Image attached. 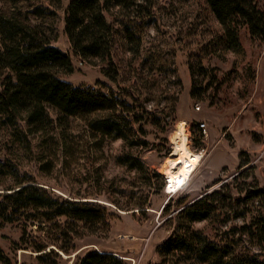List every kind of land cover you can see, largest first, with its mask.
I'll list each match as a JSON object with an SVG mask.
<instances>
[{
    "label": "rangeland",
    "instance_id": "1",
    "mask_svg": "<svg viewBox=\"0 0 264 264\" xmlns=\"http://www.w3.org/2000/svg\"><path fill=\"white\" fill-rule=\"evenodd\" d=\"M69 2L63 4L56 19L43 21L55 38L52 45L67 53L74 67L73 74H61L60 78L74 87L96 88L97 83H105L107 90L119 95L135 113H150L144 116L153 124H146L145 133L136 137L148 141L149 147L134 148L132 153L160 173L165 186L160 181L149 187L135 171L117 163L119 156L129 152L123 141L99 146L86 124L75 119L63 126L57 124L50 133L30 137L31 150L27 152L2 131L0 156L58 195L94 198L92 201L116 211L108 234H88L77 240L78 250L63 255L59 264H76L77 258L90 250L114 253L129 264H159L158 248L172 234L167 220L178 213L174 210L167 218L162 215L170 199L176 202L188 196L195 200L235 180L264 188V40L251 37L247 28H242L239 48L232 49L206 0H158L146 22L118 9L107 15L119 31L115 67L111 68L99 60L84 61L72 49L64 32ZM253 2L264 13V0ZM27 3L18 5L23 8ZM11 11L10 4L0 0V14ZM127 27L134 30L133 44L125 38ZM107 69L118 71L116 83L105 77L103 70ZM50 114L55 120L56 113L50 110ZM182 132L188 135L186 151L200 158L186 185L169 172V163L178 161L174 135ZM247 162L249 165L239 171L240 164ZM250 167H254L250 176L238 179ZM9 181V174L0 176L1 184ZM145 201L149 207L145 212L118 211L110 203L133 207ZM242 224V220L226 227L200 223L195 228L216 240L227 229ZM21 235L18 224L0 222V250L14 264H37L35 254L31 257L25 255L28 252L13 251Z\"/></svg>",
    "mask_w": 264,
    "mask_h": 264
},
{
    "label": "trees",
    "instance_id": "2",
    "mask_svg": "<svg viewBox=\"0 0 264 264\" xmlns=\"http://www.w3.org/2000/svg\"><path fill=\"white\" fill-rule=\"evenodd\" d=\"M1 1L10 4L12 11L0 14V132H7L9 140L27 152L31 150L30 137L50 133L57 124L63 126L70 119L80 120L97 145L124 142L129 152L117 158L120 166L135 171L149 187L163 182L160 173L150 170L132 153L134 148L149 147L148 141L136 137L145 133L146 124H153L144 116L150 113H135L119 95L107 90L105 83H97L96 88L74 87L60 78L61 74H73L74 67L70 56L52 45L55 38L53 33L48 34L50 29L43 21L56 19L67 0ZM34 1L36 4L30 5ZM157 1L70 0L65 9L64 32L81 59L99 60L114 68L119 31L107 15L118 9L146 22L153 16ZM21 2L28 5L21 8ZM206 2L224 28L232 49L239 48L242 28H247L251 37L264 40V13L253 0ZM134 34L132 27L125 29L130 44L135 42ZM103 73L111 82H117V70ZM192 96L195 97L194 89ZM50 110L56 113L55 120ZM247 165L248 162L241 163L239 171ZM253 170L250 167L241 172L238 179L250 176ZM6 174L10 181L0 183V222L21 227L22 235L13 244V251L28 252L25 255L31 257L35 254L37 264H59L63 255L78 250L77 240L88 234H108L117 217L112 207L92 201L94 198L56 194L0 156V176ZM110 203L118 211L149 209L146 201L133 207ZM174 210L178 213L167 220L172 234L158 248L159 264H264V188L235 180L195 200L188 196L176 202L170 199L162 215L167 218ZM238 220L243 221L241 226L227 229L216 240L195 228L200 223H221L226 227ZM0 262L14 264L1 250ZM76 264L129 263L114 253L90 250L78 257Z\"/></svg>",
    "mask_w": 264,
    "mask_h": 264
},
{
    "label": "bare ground",
    "instance_id": "3",
    "mask_svg": "<svg viewBox=\"0 0 264 264\" xmlns=\"http://www.w3.org/2000/svg\"><path fill=\"white\" fill-rule=\"evenodd\" d=\"M187 141V132L176 133L174 135L173 144L177 149L174 157H177L178 161L175 164L169 163L170 170L168 169L169 172H173L177 178L181 179L182 185H186L194 172L197 170L200 161L199 156L186 151L185 146L187 145Z\"/></svg>",
    "mask_w": 264,
    "mask_h": 264
}]
</instances>
